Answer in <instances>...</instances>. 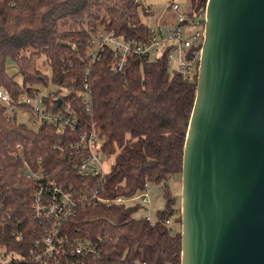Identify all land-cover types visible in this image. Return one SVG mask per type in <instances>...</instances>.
Returning a JSON list of instances; mask_svg holds the SVG:
<instances>
[{"label": "trees", "instance_id": "obj_1", "mask_svg": "<svg viewBox=\"0 0 264 264\" xmlns=\"http://www.w3.org/2000/svg\"><path fill=\"white\" fill-rule=\"evenodd\" d=\"M188 2L199 10L208 0ZM149 14L139 0H0V89L20 105L22 97L53 85L57 90L49 102L55 109L69 104L78 121L74 131L47 124L34 130L7 118L0 102V247L18 256L7 264H44L31 252L52 223L35 214L37 181L24 173L25 165L80 191L88 179L78 173L80 158L68 147L93 125L101 149L115 157L100 196L130 198L147 183L162 185L165 209L151 223L134 217L140 205L79 204L64 228L69 243L47 264H181V206L167 184L182 175L198 74L188 83L169 71L166 53L154 61L131 57L122 73L113 70L111 50L93 64L88 58L101 32L149 43L151 27L143 21ZM10 62L17 67L14 75ZM84 95L91 100V115ZM169 219L180 229L171 233ZM78 239L99 242L100 256H73Z\"/></svg>", "mask_w": 264, "mask_h": 264}, {"label": "water", "instance_id": "obj_2", "mask_svg": "<svg viewBox=\"0 0 264 264\" xmlns=\"http://www.w3.org/2000/svg\"><path fill=\"white\" fill-rule=\"evenodd\" d=\"M181 219V264H264V0L207 2Z\"/></svg>", "mask_w": 264, "mask_h": 264}, {"label": "built area", "instance_id": "obj_3", "mask_svg": "<svg viewBox=\"0 0 264 264\" xmlns=\"http://www.w3.org/2000/svg\"><path fill=\"white\" fill-rule=\"evenodd\" d=\"M139 2L142 3L141 0ZM144 6L151 13V8ZM168 7L176 14L174 25L152 27L150 30L152 39L149 43L125 39L111 31L99 33L94 38L93 46L88 53L91 63L98 61L105 51L111 50L113 70L122 73L128 66L131 57L137 56L147 61H154L166 53L169 71L180 73L186 82L192 83L199 73L205 33L206 8L191 9L189 12L183 13L180 4L175 1L169 3ZM55 93L56 91L44 96L39 100V103L34 102L38 93L24 96V104L32 108L38 126L47 124L55 126L59 130L71 129L74 131L78 126L75 112L69 104L55 109L54 103L49 102ZM0 102L6 107L7 118L16 117L15 108L19 105H14L10 96L2 89H0ZM40 102L43 106L40 105ZM83 102L89 115H91L92 104L88 95H84ZM101 140L93 125L90 131L82 134L79 140L68 147L73 154L80 158V163L77 166L78 173L83 178L88 179L80 191L72 186L67 187L54 180H49L41 168L35 171L30 166L25 165L24 173L37 181L32 205L35 214L41 220L50 219L52 221L45 235L34 242L31 255L36 261L47 264L50 259H57L56 253L59 252L64 243H69L64 228L66 223L75 216L79 204H83L85 207L97 206L100 202L107 205L124 204L129 207L140 205L142 209L150 202L148 193L151 184L149 183L145 184L144 190L130 198L119 197L113 200H105L100 196V189L110 171L106 162L110 157L101 149ZM17 148L21 149V146L18 145ZM61 151L65 152L64 148ZM17 157L22 158L21 153H18ZM38 162L41 165V159ZM89 180L91 181L89 182ZM128 202L133 203L128 205ZM134 217L145 218L151 223L158 222L156 216L152 217L149 213L141 214L140 211ZM173 222V219L165 222L168 227L172 228L171 233L175 230ZM17 238L22 239L21 234L18 233ZM101 252L99 242L83 239L76 240L72 249L73 256L87 255L98 258ZM15 258L18 256L10 255L4 247H0V264H7Z\"/></svg>", "mask_w": 264, "mask_h": 264}, {"label": "rangeland", "instance_id": "obj_4", "mask_svg": "<svg viewBox=\"0 0 264 264\" xmlns=\"http://www.w3.org/2000/svg\"><path fill=\"white\" fill-rule=\"evenodd\" d=\"M145 2V0H143ZM181 9L182 11H190L191 6L188 0H183L181 3ZM154 14L150 13L148 16H143V21L147 23L149 26L157 27L160 25H163L164 22L158 18L156 10L154 11ZM43 59L39 61V65L42 66V69L45 70V66L42 65ZM8 72L10 75H14L17 73V67L14 63H8ZM18 80H20L19 77H17ZM57 88L53 85L49 87L41 88L37 98H34V102H38L41 100L44 96L49 95L51 92H55ZM25 97H22L20 103L21 105L17 106L15 108L16 112V119L17 122L21 124H25L27 127L36 130L38 128V124L35 122L34 114L32 111V108L26 104H24ZM40 105L43 106V104L40 102ZM103 143V140L100 141V144ZM115 161V157H110L109 160H107V168H111L112 164ZM171 190L173 191L174 196L178 200V204L181 206V192H182V175L177 176L175 179H172L167 184ZM149 200L150 202L140 210V213H149L152 217L156 216V213L158 211H162L165 209V199L163 197V189L162 185H150L149 189ZM133 202H128L127 204L130 205ZM173 226L175 231L180 229V224L177 222H173Z\"/></svg>", "mask_w": 264, "mask_h": 264}, {"label": "crops", "instance_id": "obj_5", "mask_svg": "<svg viewBox=\"0 0 264 264\" xmlns=\"http://www.w3.org/2000/svg\"><path fill=\"white\" fill-rule=\"evenodd\" d=\"M143 5L149 6L151 8V13L154 14L153 10L157 12L158 18L161 19L164 24L163 26H172L175 23L176 14L170 10L168 7V4L175 1L180 4L183 0H141ZM182 11V9H181ZM183 13H186L188 11H182ZM152 28V26H150Z\"/></svg>", "mask_w": 264, "mask_h": 264}]
</instances>
